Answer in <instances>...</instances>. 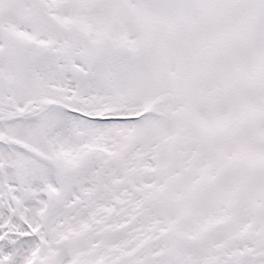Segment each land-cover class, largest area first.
Returning a JSON list of instances; mask_svg holds the SVG:
<instances>
[{
    "label": "snow or ice",
    "instance_id": "obj_1",
    "mask_svg": "<svg viewBox=\"0 0 264 264\" xmlns=\"http://www.w3.org/2000/svg\"><path fill=\"white\" fill-rule=\"evenodd\" d=\"M0 264H264V0H0Z\"/></svg>",
    "mask_w": 264,
    "mask_h": 264
}]
</instances>
